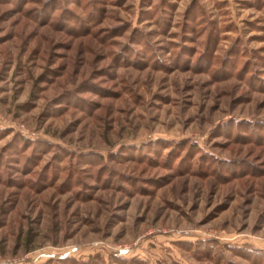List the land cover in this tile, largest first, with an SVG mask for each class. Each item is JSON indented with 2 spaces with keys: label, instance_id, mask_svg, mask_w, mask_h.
I'll return each mask as SVG.
<instances>
[{
  "label": "rangeland",
  "instance_id": "1",
  "mask_svg": "<svg viewBox=\"0 0 264 264\" xmlns=\"http://www.w3.org/2000/svg\"><path fill=\"white\" fill-rule=\"evenodd\" d=\"M264 0H0V264H264Z\"/></svg>",
  "mask_w": 264,
  "mask_h": 264
},
{
  "label": "trees",
  "instance_id": "2",
  "mask_svg": "<svg viewBox=\"0 0 264 264\" xmlns=\"http://www.w3.org/2000/svg\"><path fill=\"white\" fill-rule=\"evenodd\" d=\"M260 128H263L264 126H261V124L258 125ZM85 264H89V262L85 263ZM139 264H143V263H139Z\"/></svg>",
  "mask_w": 264,
  "mask_h": 264
}]
</instances>
